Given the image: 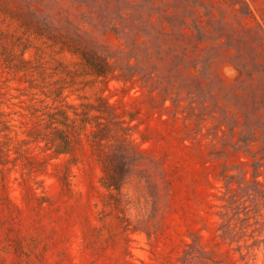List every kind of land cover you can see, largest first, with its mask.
Listing matches in <instances>:
<instances>
[{"label": "rangeland", "instance_id": "1", "mask_svg": "<svg viewBox=\"0 0 264 264\" xmlns=\"http://www.w3.org/2000/svg\"><path fill=\"white\" fill-rule=\"evenodd\" d=\"M0 264H264V0H0Z\"/></svg>", "mask_w": 264, "mask_h": 264}, {"label": "trees", "instance_id": "2", "mask_svg": "<svg viewBox=\"0 0 264 264\" xmlns=\"http://www.w3.org/2000/svg\"><path fill=\"white\" fill-rule=\"evenodd\" d=\"M42 14V13H39ZM46 32H51L49 27H45ZM80 55L85 61L86 66L90 70V74L98 78H107L110 74V65L109 63L100 57L96 52L80 51ZM23 63H27L23 60ZM75 109V119H72L69 114L62 110L57 109L55 112L48 113V125L52 128L51 136L46 137V146L49 150H53L56 155L68 154L72 150V138L71 136L77 135L81 136L84 132L87 131L89 125L95 124L99 128V131H107L110 129V124L119 127V130L125 131L122 127V121H120L116 116L113 117L114 122L108 121L106 124L102 123L101 120L104 118L102 116L103 111L100 107H96L92 104H82L80 109L77 106H72ZM100 112L99 115H92V112ZM97 132V133H98ZM91 143L94 146L104 145L106 138L100 137L96 133H92ZM127 135L121 136L122 142L126 143ZM105 177L102 179L103 186L107 188H113L119 190L123 184L124 179L116 175H111L109 169L104 167ZM107 176V177H106ZM196 256H191V259H194Z\"/></svg>", "mask_w": 264, "mask_h": 264}]
</instances>
